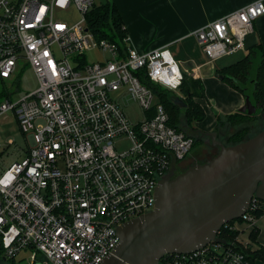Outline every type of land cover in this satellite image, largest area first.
<instances>
[{
  "label": "built area",
  "instance_id": "2783aa9c",
  "mask_svg": "<svg viewBox=\"0 0 264 264\" xmlns=\"http://www.w3.org/2000/svg\"><path fill=\"white\" fill-rule=\"evenodd\" d=\"M94 4L0 0V78L9 79L23 62L20 68L37 79L35 90L0 103V116L13 113L30 141L26 157L7 167L0 154V247L7 259L27 251L34 264L38 256L45 264H102L119 243V227L153 211L159 181L192 149L193 138L169 125L142 79L176 92L184 75L197 79L198 70L183 72L166 48L139 54L125 36L96 39L86 24ZM70 9L79 22L55 17ZM263 15L264 1L257 0L195 31L207 64L244 52ZM95 49L107 57L86 62L85 53ZM120 90L144 110L141 122L131 124L111 98ZM263 203L253 197L240 220L225 226L252 229ZM159 264L250 263L233 244L210 242L165 254Z\"/></svg>",
  "mask_w": 264,
  "mask_h": 264
},
{
  "label": "water",
  "instance_id": "95a60500",
  "mask_svg": "<svg viewBox=\"0 0 264 264\" xmlns=\"http://www.w3.org/2000/svg\"><path fill=\"white\" fill-rule=\"evenodd\" d=\"M256 43L255 33L250 34L244 50ZM173 103L185 107L179 97ZM238 112L252 116L256 107L245 97ZM193 132L210 137L218 153L178 175L171 170L164 176L155 190L153 211L119 227V243L102 264H159L165 254L191 253L210 242L230 245L217 236L221 227L239 219L253 197L264 200V129L232 146L216 140L214 132Z\"/></svg>",
  "mask_w": 264,
  "mask_h": 264
},
{
  "label": "crops",
  "instance_id": "0c3cea01",
  "mask_svg": "<svg viewBox=\"0 0 264 264\" xmlns=\"http://www.w3.org/2000/svg\"><path fill=\"white\" fill-rule=\"evenodd\" d=\"M105 1V3H109L115 7L121 20L124 36L127 37L129 45L136 52L145 54L154 50L166 48L178 62L183 72L198 70L197 79H200L205 86L207 82H214V79L220 80L215 74L216 69L229 66L238 60L235 62H228L219 68L214 64H207V60L201 52L193 33L201 27L246 7L257 0ZM253 33L256 35V45L260 44L264 49V15L254 21ZM236 55L244 57L247 55V51L239 52L235 54V56ZM204 58L205 61H203ZM229 90L231 98L229 102L216 106V102L212 101L215 103L216 107L211 110V114L215 119L214 124L206 129L200 128L201 130H199L196 128L197 130L202 132H213L218 127V114L220 115V112L222 115L227 116L238 111L244 105V97L232 88H229ZM210 94L211 96L213 95L211 92ZM197 99H195L196 103H198ZM203 111L205 114L206 111L204 109ZM186 159L187 157L180 163V166ZM195 159L197 160L196 155H194L191 160L187 161V166L189 167V165L192 166L193 163H197ZM253 229L257 231L256 241L250 239V233ZM238 231L239 234L237 239L244 245L245 249L255 251L261 246L264 247V214L255 220L252 229L240 224L238 226ZM21 254L22 253L14 258L13 264H34L30 261L27 251H23L24 255ZM38 260L39 263L35 264H45L42 257L38 256ZM6 264H8V262H6ZM252 264H264V262L255 260Z\"/></svg>",
  "mask_w": 264,
  "mask_h": 264
},
{
  "label": "trees",
  "instance_id": "16d2710c",
  "mask_svg": "<svg viewBox=\"0 0 264 264\" xmlns=\"http://www.w3.org/2000/svg\"><path fill=\"white\" fill-rule=\"evenodd\" d=\"M86 24L98 40L107 39L111 42H117V40H121L124 37L119 14L115 7L109 3L98 7L94 4L86 15ZM256 59H258L257 66L255 71L251 73L253 61ZM215 74L222 76L221 81L240 93L244 99L248 97L251 104L256 107V114L252 116L236 111L226 116V122H220L218 118V126L223 125L224 133H226L225 138L221 142L224 146L236 145L252 138L264 129V120L262 119V115H264V49L260 44L255 45L247 51V55L242 59L229 66L216 69ZM142 83L153 89L159 102L169 115V125L193 138V148L199 138L193 132L192 124L203 121L205 117L203 109L195 102V99L204 97L202 81L184 75L182 83L176 92L151 86L145 79H142ZM175 97L182 99L185 107H181L178 103H173ZM259 121L263 123V126L256 130V124ZM250 122H254V126H251ZM230 128L233 131H229L228 129ZM263 214L264 203L254 213V217L257 219ZM239 220L230 221L227 225L231 226ZM225 225L221 227L218 233L219 238L233 244L246 256L250 264L255 260L264 262V247L261 246L255 251L243 249L235 243L239 231L229 230ZM256 238L257 231L253 229L250 233V239L256 241ZM13 260L5 258L0 247V264H6V262L13 264Z\"/></svg>",
  "mask_w": 264,
  "mask_h": 264
},
{
  "label": "rangeland",
  "instance_id": "374dc122",
  "mask_svg": "<svg viewBox=\"0 0 264 264\" xmlns=\"http://www.w3.org/2000/svg\"><path fill=\"white\" fill-rule=\"evenodd\" d=\"M105 2V0H94V3L97 7L105 4ZM55 17L60 18L69 24H74L81 20V16L73 9H70L64 13L56 12ZM104 57H107V55L95 49L86 52L84 58L88 63H96L98 61H102ZM242 57L243 56L240 55H234L229 58L225 57L215 62L214 65L219 68L228 62H235ZM203 61H205V58ZM257 63L258 59L253 61L251 73L255 71ZM22 65L23 62H19L17 71L9 79H0V103L7 99L11 101H18L24 95L37 88V79L34 73L27 66L21 69L20 66ZM203 87L205 88L204 97L197 99V102L206 111L205 117L203 121L194 122L192 124L193 128H197L199 130L206 129L215 122V119L211 114V110L216 107L215 103L212 101H215L216 106H218L219 104L227 103L231 100L229 95L230 87L223 81L214 79V82H207L205 86L203 83ZM122 92L123 90L111 93V98L117 103L131 124H137L141 122L145 118L144 110L138 105V103L123 95ZM210 92L213 94L212 96ZM155 102H159L158 98L155 99ZM220 114L222 113L220 112ZM254 124V122H250L251 126H254ZM256 125L257 130L263 126V123L259 121ZM224 130V126L220 125L213 131L216 133V140L221 142L222 139L225 138L224 136H226V133H224ZM228 130L233 131L231 128ZM196 136H198L197 138H199V140H197L196 145L191 149L187 159L181 165L183 170L188 168L187 161L191 160L194 155H196L197 160H195L197 163L191 164H203L212 159L219 151V148L213 144V141L210 137H202L200 134L197 135V133ZM9 142H12V144H9ZM122 144V148L127 147L126 142H123ZM29 147L30 141L27 135H23L20 131L14 114L8 112L0 116V154L2 157L1 166L3 165L4 167H7L13 162L24 159V157L27 155ZM190 166L191 165H189V167ZM21 253V255H24L23 251Z\"/></svg>",
  "mask_w": 264,
  "mask_h": 264
},
{
  "label": "flooded vegetation",
  "instance_id": "af4514ba",
  "mask_svg": "<svg viewBox=\"0 0 264 264\" xmlns=\"http://www.w3.org/2000/svg\"><path fill=\"white\" fill-rule=\"evenodd\" d=\"M193 128V127H192ZM193 130H197L196 128H193ZM198 135V134H197ZM183 168H181V166H179L178 168L175 169V171L173 172V175H178L182 172ZM184 171V170H183Z\"/></svg>",
  "mask_w": 264,
  "mask_h": 264
}]
</instances>
